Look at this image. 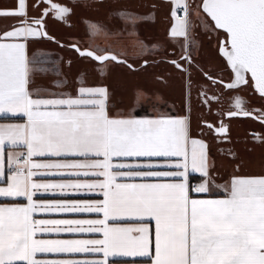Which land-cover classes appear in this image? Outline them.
I'll return each instance as SVG.
<instances>
[{"label":"snow or ice","instance_id":"1","mask_svg":"<svg viewBox=\"0 0 264 264\" xmlns=\"http://www.w3.org/2000/svg\"><path fill=\"white\" fill-rule=\"evenodd\" d=\"M15 5L0 10V18L18 22L0 29V112L23 113L27 121L0 126V176L4 174L5 139L13 145H26L27 158L21 164L17 156L18 167L7 186L0 187V196H22L28 202L0 205V264H106L105 260L88 258L40 260L36 254L103 252L106 257L109 250L116 249L151 257L150 264H264V175H234L226 185H216L227 193L225 198H197L193 193L210 195L214 182L209 175L207 144L192 137L190 113L146 119L112 116L104 86L81 82L76 94L67 96L43 86L30 88L31 76L35 75L30 63L42 61L35 53L30 59L29 45L38 39L54 38L44 30L42 17H29L27 0H15ZM52 9L55 18L61 20L71 12L56 4ZM198 9L211 18L215 29L225 33L220 51L234 73L227 88L247 85L250 73L255 89L264 97V0H201ZM184 12L183 18L176 17L170 30L172 38H183L177 41L181 55L171 63L187 74L189 68L185 65L193 63L191 49L197 41L192 34L189 5H184ZM119 14L127 16L133 27L137 20L145 19L133 12ZM91 27L95 30L97 26ZM202 27L210 25L205 21ZM80 55L97 62L117 60L115 55L94 51H80ZM97 71L103 73L104 69ZM207 78L212 84H224L212 76ZM56 83L63 85V81ZM187 84H191L190 79ZM201 95L204 103H211L207 91ZM212 99L219 98L213 93ZM241 103L239 97L235 98L237 111L228 112L229 117L251 115ZM207 127L213 130V125ZM214 131L221 140L229 136V126L224 123ZM45 154L93 155L97 159L51 164L32 160ZM113 158L135 162L114 164ZM154 158H164V162ZM53 168L90 169L103 179L74 184L33 181V169ZM160 168L174 170H157ZM189 169L208 179L192 188ZM137 179L141 182H120ZM65 188H99L103 199L94 203L33 200L35 191ZM36 212L95 213L102 214V218L35 219ZM125 217L135 218L139 226L109 223ZM38 232H96L102 233L103 239H37Z\"/></svg>","mask_w":264,"mask_h":264},{"label":"crops","instance_id":"2","mask_svg":"<svg viewBox=\"0 0 264 264\" xmlns=\"http://www.w3.org/2000/svg\"><path fill=\"white\" fill-rule=\"evenodd\" d=\"M36 0H27L28 3V14H30L31 10H33V5ZM69 3L74 4L79 7H84L82 9L83 13L79 16L80 30L77 32H70L69 34L77 35L82 31L83 23L86 21H94L99 22L106 18L105 10L103 8L96 9L95 15H90V11L85 9L90 2L91 5L95 6L96 0H67ZM123 1V0H119ZM130 1V0H129ZM133 1V0H131ZM134 9L133 12L150 15L151 17L154 15V20L151 22V32L157 38H159L158 42L164 43V40L175 41L176 39L183 40V38H172L170 35V30L175 24V17L171 12V9L174 8L177 2L188 1V0H134ZM15 0H0V10L13 9L15 8ZM191 6V5H190ZM98 8V6H97ZM122 8H118V12H121ZM135 10V11H134ZM132 12V11H131ZM96 17V18H94ZM18 23L13 18H0V29H3L4 26L10 24ZM56 31V32H55ZM53 32L56 33L57 36H61L62 32L53 28ZM57 39V37H56ZM42 42V41H41ZM56 42V41H55ZM43 43V42H42ZM59 44V43H58ZM40 45L43 44H32L29 45L28 54L29 57L33 55L34 52L37 53L39 49L42 47ZM61 45V44H60ZM165 45V43H164ZM63 46V45H61ZM166 49L171 53L175 54V50L168 49L169 46L165 45ZM45 48V46L43 47ZM58 48V47H57ZM171 48V47H170ZM62 51V50H61ZM64 52L63 55V67L65 70L61 72L62 78H56L54 74H40V72H35L33 80L31 79L30 88H36L37 86H43L50 92L63 93L65 96L67 95H75L76 89L83 82L86 86H104L107 88L109 93V113L112 116H119L123 114L128 117H135L138 119H146V118H157L160 116H167L168 113L162 114H154L150 112H144L137 108V104L131 103V101H121L120 98L131 100L134 97L135 90L139 87H143L145 89H152L153 84H151V79L149 78V74H152V69L156 68L157 71L154 76H151L153 82L154 81H162L164 80L163 74H170L168 71V67H164L161 63V59H158V56L152 57V59L157 58L160 61L157 66L151 67L150 71H147V68L136 69L131 68L129 66H119L117 63L112 66H105V64L99 63L95 60L93 62H89L83 60L86 56H75L68 51ZM220 54V53H219ZM144 58L149 59L148 56H144ZM151 58V57H150ZM211 59L212 63H214L215 68L219 67L221 61L224 58L219 55L218 58H222L218 60L214 56ZM129 60V59H128ZM137 63L135 61L129 60L135 66H138L139 62L142 59H138ZM217 60V61H216ZM30 63V68H31ZM147 65V64H146ZM98 68H103V73L97 71ZM167 72V73H166ZM154 73V72H153ZM57 80H64L63 85L57 84ZM150 82V83H148ZM145 84V85H144ZM168 88H166V92L168 93ZM149 92V90L147 91ZM165 92V93H166ZM183 93H181L182 95ZM186 113H193L189 109H185L182 115ZM192 113V114H191ZM174 115V114H171ZM177 115V114H176ZM180 115V114H179ZM191 120V129H192V137L196 139H200L207 144V152L208 156H211V162L209 163V175L214 184L210 185V195L209 194H196L193 193L197 198H211V199H219L225 198L227 193L216 185H224L227 181L234 176V166H241L240 173L237 175L242 176H259L264 175V157L259 156L258 153H253L246 149V152H239L240 156L232 159L226 153H222L219 151L218 146L215 142L214 137L203 136V132L199 131V123L195 121V117ZM27 121V116L23 113L19 112H0V126H15V125H23ZM235 136H247L245 133H234ZM234 137V135H233ZM27 148L26 145L23 144H15L13 145L7 139L4 141L3 145V158H2V166H3V175L0 176V187H6L10 182V177L15 173L18 164H17V156L20 158V163L27 158L26 156ZM23 154V155H21ZM97 159V157L93 155H89L88 157L79 156L76 154H62L60 156H54L52 154H45L43 156L37 155L33 156L32 160L36 163H75L80 161H91ZM159 162H164V158H154ZM119 162H135L124 160V158H113V163ZM117 169H113L116 171ZM121 171L125 169H120ZM157 170H174L168 168H160ZM27 171V169H25ZM36 173L32 177L33 181L38 184H74V183H98L103 177H98L95 174L94 170H83V169H33ZM87 172V174H85ZM208 177H205L202 173L193 171L189 169L188 173V182L192 188H195L200 183L207 180ZM120 182H141L138 179L136 181H128L121 180ZM103 199L102 191L99 188L93 190L81 189L76 191L72 188L54 189L45 191L43 189L39 191H35L33 196V200L42 203L49 202H58V201H67V202H88L94 203ZM26 197H9V196H0V205H26L27 204ZM35 219H69V220H78V219H98L102 218V214L95 213H60V212H36L33 214ZM110 224L115 226H123V227H136L139 226L135 218H122L116 221H109ZM154 224V221L152 222ZM37 239H103L102 233L96 232H84V233H70V232H38L36 235ZM65 258H76V259H100L105 260L106 264H150L151 257L141 256V255H133L130 254V250H109L108 255L105 257L103 252L99 253H37L36 259L40 260H51V259H65ZM15 264H27L26 261H16Z\"/></svg>","mask_w":264,"mask_h":264},{"label":"rangeland","instance_id":"3","mask_svg":"<svg viewBox=\"0 0 264 264\" xmlns=\"http://www.w3.org/2000/svg\"><path fill=\"white\" fill-rule=\"evenodd\" d=\"M134 2V0H123L116 4L117 2H114L113 0H107L106 3L104 2V5L102 4L98 8L97 6L90 5L85 8H88L90 15L97 14L96 9L103 8L105 10V14L107 15L106 18L99 22L85 20L82 22V31L77 35L69 34L70 32L63 30L61 31V36H56V42L47 39H38L34 42H31L32 44H36V42L37 44H43L40 45L42 48L39 49L37 53L34 52L40 57L42 63L32 64L31 68L33 69V72H40V74H54L56 78L61 79L62 74L60 73L65 70L63 67L64 52L62 51H68L71 54L77 56V53L69 47V43L77 44L81 48L93 50L98 54H104L107 52L114 53L120 57L135 61L136 63L139 61L138 59H142L138 66H136V69L149 67L147 68V71H150L152 69L151 67H154L155 65L157 66V64L161 61L164 67H168V71L170 73L168 75L163 74L164 80L153 82L151 76H154L153 74L157 72L155 71L156 68H153L152 74H149L151 84H153L152 89L139 87L135 90L134 97L131 100L126 98H120V100L131 101V103L137 104V108L139 110L154 114L168 113L169 115H181L185 109H189L193 113V115H191V120H193L192 118L195 116V110L194 104L192 102V96L194 93H196L195 89H193V84L195 83L194 74L199 72L197 70L202 69V67L212 74L218 73V67L215 68L217 64L214 66V63H212L211 59L213 60V56L218 60L222 59L218 58L220 55L218 48L222 41L221 35L223 36V33L221 30L215 29L214 24L209 19V17L203 13L202 10L198 9V5H200L201 0H193L190 6L191 21L193 24L192 34L195 36L197 44L193 46L191 53L192 58L199 64H196V68L193 65L186 64L185 67L189 68V72L186 74L184 71L178 70L175 66H173L169 58L171 56L175 57L181 52L180 43L177 41L182 42L183 40H164L165 45L169 46V50H175V54H171L166 49L164 43H155L159 40V38L152 34L150 29L152 24L151 22L154 20L155 16L153 15L151 17L148 14L143 15L133 12L135 7L133 4ZM118 8H122L124 10L118 12ZM173 9H171L172 14ZM131 11L138 16L145 17V19L137 20L134 27L127 16H122L119 14ZM205 21L208 23V25H210V27L207 29L202 27V24ZM92 25L97 26L95 30L92 29ZM60 42L64 43V45L61 46L58 44ZM154 45L156 47H153ZM44 46L45 48H43ZM144 56H148L149 59L158 56V59L161 60L158 61L157 58L147 60V58H144ZM83 60L93 63L95 62L88 57H85ZM145 61H147V63H145ZM102 64H105V66H112L116 63L113 61H106ZM118 65L122 67L127 66L125 64ZM220 66L227 67L225 59L221 61ZM33 77L34 75L31 76L32 80ZM189 79L191 81L190 85L187 84ZM62 81L65 82L64 80ZM196 82L205 85L207 81L204 77L200 76ZM166 88H168V93L166 92ZM148 90L149 92H147ZM181 93L183 94L181 95ZM211 159V156H208V160H210V162ZM241 169L242 168L240 165H235L234 175L239 174ZM224 185H226V183Z\"/></svg>","mask_w":264,"mask_h":264},{"label":"flooded vegetation","instance_id":"4","mask_svg":"<svg viewBox=\"0 0 264 264\" xmlns=\"http://www.w3.org/2000/svg\"><path fill=\"white\" fill-rule=\"evenodd\" d=\"M106 1L107 0H96L94 3L95 6L99 7L102 4L104 5V2L106 3ZM113 1L117 2L116 4L120 3L119 0ZM192 1L188 0L189 7L192 4ZM35 2L33 10H31L28 15L29 17H42L44 20V26L51 36H57L55 33L56 31L53 32V28H56L60 32L65 30L67 32L75 33L80 30L81 20L79 19V16L83 13L82 9H84V7L82 8L71 4L67 0H42V2L41 0H36ZM91 3L92 2L88 5H91ZM53 4L68 7L71 9V12L66 15L65 19H57L55 18V10L52 9ZM221 32L223 33V36L221 35V39H223L225 37V33L223 31ZM47 40L52 41L51 39ZM71 44L73 43H69V47ZM74 51L77 53L76 50ZM180 55L181 52L175 57H169L170 62L172 60H178ZM77 56H79L78 53ZM192 61L193 63L191 65L196 68V64L198 65L199 63L193 58ZM134 68H136L135 65ZM197 71L199 72L194 74L195 83L193 84V89H195L196 93L192 96V102L195 110V121L199 123V131H201V133L203 132V136L207 138L208 136L214 137L216 141L211 142H215L219 151L228 154L232 159L240 156L238 154L239 152H246L247 148H249V150L253 153H258L259 156L264 157V139H262L264 138V118H262V113H264V97H261V95L255 91L252 80L248 78L247 85H242L238 88L230 90L225 85L226 82L228 83L232 80V72L228 65L227 67L219 66L217 74L210 73L204 67H202V69H198ZM200 76L206 79L207 82L205 85L196 82ZM208 76H212L215 80H223V86L220 84L210 83L207 78ZM204 91H207L208 93V99L211 100L210 104L204 103L205 98L201 95ZM213 93H215L219 98L218 100L212 99ZM237 97H239L242 102L241 106L251 111L250 116H228V112L237 111L235 108V98ZM220 123H224L229 126V136L223 140H221L214 131V128L218 127ZM209 124L213 125L212 131H209L207 127ZM235 132L245 133L247 136H235Z\"/></svg>","mask_w":264,"mask_h":264},{"label":"water","instance_id":"5","mask_svg":"<svg viewBox=\"0 0 264 264\" xmlns=\"http://www.w3.org/2000/svg\"><path fill=\"white\" fill-rule=\"evenodd\" d=\"M206 14V13H205ZM207 15V14H206ZM209 19L211 20V18L209 17ZM214 23V22H213ZM44 30L45 31H47L46 30V28H45V26H44ZM221 31H223V30H221ZM48 33V32H47ZM49 34V33H48ZM49 36L50 37H53L54 39H51L52 41H56L57 39H56V37H54V36H51L50 34H49ZM225 39H226V37H224L223 39H222V41H221V43H220V48L223 46V43H224V41H225ZM61 45H63V43H60ZM72 45H75L76 47H72ZM70 48H72V49H74V50H76L77 51V53L80 55V51H93V50H90V49H87V48H81L79 45H77V44H71L70 45ZM220 48H219V53H220V55L225 59V61H226V63H227V65H228V67H229V69L231 70V72H232V78H233V76H234V73H233V70L231 69V66L228 64V62H227V59H226V57H224V55H223V53L220 51ZM79 50V51H78ZM98 54V53H97ZM104 54H109V55H115L116 57H117V60L116 61H113V60H108V61H113V62H115V63H117V64H125V65H127V66H129V67H131V68H134V65L128 60V59H126V58H123V57H120V56H118V55H116V54H114V53H110V52H107V53H104ZM81 56V55H80ZM92 59V58H91ZM94 60V59H93ZM121 61H124V62H121ZM106 62V61H105ZM99 63H104V62H99ZM247 78H250L251 79V74L250 73H248L247 74ZM216 80H218V79H216ZM252 80V79H251ZM252 82H253V87H254V89H255V86H254V81L252 80ZM225 85H226V87H227V82L225 83ZM242 86V85H241ZM238 87H240V86H238ZM237 87V88H238ZM255 91L258 93V91L255 89ZM259 94V93H258ZM260 95V94H259Z\"/></svg>","mask_w":264,"mask_h":264},{"label":"built area","instance_id":"6","mask_svg":"<svg viewBox=\"0 0 264 264\" xmlns=\"http://www.w3.org/2000/svg\"><path fill=\"white\" fill-rule=\"evenodd\" d=\"M188 4V1H182V2H177L174 6V9H173V13H175L174 17H180V18H183V16L185 15V12H184V5Z\"/></svg>","mask_w":264,"mask_h":264}]
</instances>
